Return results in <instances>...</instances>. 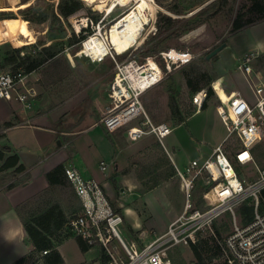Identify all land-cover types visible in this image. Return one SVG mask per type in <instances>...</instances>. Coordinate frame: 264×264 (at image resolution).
<instances>
[{
	"label": "rangeland",
	"instance_id": "rangeland-1",
	"mask_svg": "<svg viewBox=\"0 0 264 264\" xmlns=\"http://www.w3.org/2000/svg\"><path fill=\"white\" fill-rule=\"evenodd\" d=\"M138 1L133 0L124 7L118 6L113 12L110 10L111 13L104 10L99 11L93 4L83 1L85 8L70 18V26L65 22L64 31L58 25H56L55 30L49 31L51 14L53 10L57 12L59 0H0V74L22 72L26 75V88L29 91L27 102L30 105L26 108L22 103L26 110L49 112L57 108V110H64L62 111L64 112L63 115L61 114L59 118L60 121L62 119L66 121L71 119L73 123L78 124L81 123V118L87 117V113L91 112L100 122L101 106L104 107L109 102L108 96L106 97L107 92L104 89H106L115 74L116 61H123L130 57H135L142 61L148 57H155L163 65V61L159 57L161 51L177 49L182 52H189L194 57L193 61L188 65L175 68L171 73L167 74L165 80L159 86L151 89L143 96L142 101L156 123L166 122L170 127H173L178 124V120L173 118L172 115L169 105L171 98L175 99L181 114L187 118L196 111L188 79H192L193 84H201L202 86H204L205 81H209V87L211 86L214 93L211 97L208 96L206 104L207 108L214 107L215 111H213V117L211 115L208 117L210 118L207 131L209 141L203 142V145L199 144L198 147L201 148V151L202 149L205 151H208V149L212 150L213 143L216 142L217 144L227 136L226 127L217 115L220 101L213 85L216 82H220V87L223 86L228 93L238 91L236 86H231L237 82L235 79L237 76L234 74L238 70V57L246 50H255L256 47L264 46V19L235 32L233 31V22L238 15H246V18H259L258 15L249 12L252 5L249 0H229L228 5L225 7L216 4V2L207 7L214 0H152L157 11L156 21L152 22L151 25L156 24V31L154 32V29H152L149 34L146 33V38L141 37L134 48L122 56L110 49L109 54L104 59L100 58L101 60L93 58V56L83 50L84 41L96 34L98 28H101V32L105 36L117 21L136 7ZM203 3H205L204 6L197 9H203L201 11L203 12L202 18H198L203 21L194 30L180 33L182 24H176L172 29H168L165 34L156 35L158 31L157 19L160 15L172 16L177 19L188 18L195 12L188 13L191 11L190 8L192 6L198 7ZM28 4L30 5L20 8ZM171 10H181L187 14L176 15ZM45 11L47 21L44 23H36L23 18L28 16L36 20L41 18ZM83 19H87V25L78 31L75 25L77 22L80 24ZM7 28L11 32H7ZM147 29L151 30L150 26ZM82 35L86 36V38L81 44H78L77 39L74 37L80 38ZM18 42L20 44L17 46L25 44V47H21L20 54L14 53L15 49H19L16 47ZM51 44L53 49L50 53H56L57 55L53 58H48V53H45L42 48ZM222 44H226V47L208 60L207 56ZM259 52L257 53L260 54V58L254 66V71H261L264 78V49ZM17 56L19 61L14 62L12 58H17ZM36 58L46 61L39 70L27 74L26 67ZM21 61L24 62L22 66L19 65ZM201 74H204V76L199 78ZM242 79L239 78L241 82L246 84L245 77H242ZM251 79L256 80L254 75H252ZM204 87L207 88L208 86ZM246 90L251 96L252 92L248 84L246 85ZM21 91L26 93L25 89H21ZM99 92L101 97L96 100L95 96ZM67 108L72 110L70 118L65 113ZM102 132V128L99 126V128L84 134L77 142L82 157L75 156L76 160L74 159V161L80 170H85L88 164V166H92L94 162L98 161L99 163L100 159H104L109 164L108 173L114 174L115 165L111 163L110 158L102 157L100 159L97 158V160L94 158L95 155L92 150L95 145L102 150L109 145L111 138H114L113 135H107ZM177 132L176 130L170 137L166 138L165 144L180 169L185 170V167L192 159L186 162L179 160V152H176L170 143L173 137H178ZM72 138V136L64 138L65 142L63 143L67 144ZM237 147L235 137H231L227 143L228 153L232 154L233 149ZM55 148L57 149V146L54 145L53 149ZM151 148L152 151L148 154L147 160L141 161L138 159L137 163L139 165L137 168L138 175L146 174V176L143 175L142 193L129 192L126 196L127 207L134 211V215L130 219L139 222L140 227L147 231H155L162 227L166 220L181 211L185 204V197L180 190V182L174 174L173 167L171 164H164V157L167 158L169 163L170 160L164 154L163 147L154 148L152 146ZM254 155L257 166L263 168L264 139L254 147ZM153 158L154 160H152ZM149 159L152 161H149ZM155 159L159 160L158 163L161 166L158 170L155 169ZM231 161L239 174L248 181L253 180L258 175V170L253 164L242 166L237 163L234 157ZM157 185L159 186L154 191L148 193L150 188ZM145 193L148 194L144 195ZM44 198V201H61V204L66 207L70 201L74 202L77 200L73 189L68 187L55 189ZM75 208L77 209L78 207L74 206L71 208L72 210L67 209L68 214H72L71 212L75 211ZM239 211L237 216L242 223L243 219ZM215 223L216 228L221 231L222 239L231 233L233 227L231 215L224 214ZM213 230L215 231L214 225ZM150 234L154 235L153 233ZM122 235L128 241L135 240L140 245L142 243V240L137 238L136 233L126 224V221L122 228ZM77 243V240L73 239L62 247L63 254L67 255L68 264L80 259L76 247ZM211 254L208 253V255ZM172 257L175 264H193L195 262L189 246L181 245L174 248ZM218 262L222 263V259L220 258L209 264H218Z\"/></svg>",
	"mask_w": 264,
	"mask_h": 264
},
{
	"label": "built area",
	"instance_id": "built-area-1",
	"mask_svg": "<svg viewBox=\"0 0 264 264\" xmlns=\"http://www.w3.org/2000/svg\"><path fill=\"white\" fill-rule=\"evenodd\" d=\"M172 51L177 52L175 58L171 56ZM159 54L163 65L155 57L116 61L115 74L107 90L108 106L101 114L100 124L109 134L125 130L132 142L154 136L169 153L164 142L174 128L166 122L156 123L142 98L159 86L167 74L188 65L194 57L177 49ZM259 58L258 53L247 54L238 66L253 98L249 100L239 91L227 101L219 98L217 112L226 127L227 138L208 157L192 159L185 170L173 163L185 204L181 215L169 224L166 232L141 245L135 240H126L122 235L124 217L114 208L104 186L95 178L84 177L78 167L71 165L65 167V176L80 202V209L68 217L70 238L89 248H100L108 264H174L172 250L181 245L190 247L200 237H214L218 241L222 264H264V167L257 166L253 154L254 147L264 139V78L261 71H254ZM252 75L256 80L251 79ZM26 87V75L22 72L0 74V100L16 98L28 108ZM207 99L208 89L196 92L192 97L196 110L202 109ZM231 137H235L238 147L229 154L227 143ZM196 152L200 153L201 148L197 147ZM233 157L242 166L253 164L258 175L248 181L232 164ZM100 166L104 172L109 167L106 162ZM246 204L254 211L251 220L242 224L237 214ZM224 214L231 215L233 227L229 235L218 239L213 225Z\"/></svg>",
	"mask_w": 264,
	"mask_h": 264
},
{
	"label": "crops",
	"instance_id": "crops-1",
	"mask_svg": "<svg viewBox=\"0 0 264 264\" xmlns=\"http://www.w3.org/2000/svg\"><path fill=\"white\" fill-rule=\"evenodd\" d=\"M19 44V42L16 43V47L21 48L25 45L23 43L21 46H17ZM262 49H264V46H261L260 48L256 47L255 50L244 51V53L238 57V66L241 64L245 55L257 53L262 51ZM234 75L237 76L235 78L237 82L235 85L231 86H236L242 95L251 100L253 96L252 93L250 96V93L246 90L247 82L245 84L239 80V78L242 79L244 75L239 70H237ZM108 86L109 84L106 89H104L106 92ZM224 92L226 93L227 99L237 93H228L225 89ZM95 97L96 100H98L99 97H101L100 92L97 93ZM107 106L108 104H105L104 107L101 106V111L103 112ZM66 110L65 113H67V117L70 118L72 110H69L68 108ZM62 111L64 110H57V108L49 112L29 111L26 110L22 103L16 98L12 101L0 100V152L2 151L4 154V159L16 153L20 159V164L24 165L27 169L26 172L19 174L14 179L23 178L25 174H29L30 176L25 184H21L12 189H6L5 185L0 187V264H13L32 250V246L28 243V235L23 225V219L18 214V208L25 203L34 201V199L49 188L46 174L62 164L65 167L71 165L78 167L74 159L75 156L82 157V154L77 146V142L80 140V137L84 136L87 132L93 131L101 126L102 133L109 134L91 112L87 113V117L81 118V123L78 124L73 123L71 119H68L69 121H66L65 119L60 121L59 118L61 117V114L63 115L64 113ZM213 111H215L214 107L196 110L193 115L186 118L184 122H178L177 125L173 126V132H176L177 130L178 137H173L170 140V143L173 148H175L176 152H179L178 156L181 162L190 161L191 159L198 157H208L212 153L211 151L227 138L226 136L217 144L216 142L213 143L214 146L212 147V150L208 149V151H205L202 149L200 153L196 152V147H198L199 144L203 145L209 141V134L207 131L210 118L208 117L209 115L213 117ZM98 113H100V111H98ZM218 118H220L219 115ZM86 122H88L87 125H85ZM7 123H10V125L6 126L5 124ZM109 135H113L114 138H111L107 147L100 150L99 147L95 145L92 151L94 152L95 160L102 157L110 158L111 163L115 165L114 174L108 173V169L106 172L102 171L100 164L101 162H106L104 159H100L99 163L98 161L94 162L92 166H88V164L85 170H80L79 167L78 169L84 177L95 178L104 186L114 208L122 214L124 221H126V224L134 230L137 238L142 240L141 242L150 241L166 232L169 224L181 215L184 209L183 206L181 211L167 219L163 226L155 231L143 230L140 227L139 222L130 219V217L134 215V211L127 207L126 196L129 192L141 194L144 183L143 175L146 176V174L143 173L138 175V159L141 161L147 160L148 154L152 151L151 147L154 146V148H161L162 145L151 135L132 142L127 138L125 130ZM68 136H72L73 138L71 141H68L67 144L63 143L65 142L64 138L66 139ZM54 145L57 146V149H53ZM165 146L169 153H167L164 148L163 151L166 157L170 160V163L167 158L164 157V164H171L174 169L173 163H176V161L166 144ZM3 148H10L11 151L3 150ZM4 159L0 160V165L4 162ZM152 160H154V158ZM152 160L149 159V161ZM158 162L159 160H156L155 162L156 170L161 167ZM12 171L13 169H8L5 172H2L0 178L3 177V175L10 174ZM10 183L11 181L8 182V184ZM158 186L159 185L150 188L148 193L154 191ZM55 189L58 190L60 188L55 187L54 190ZM148 193H145L144 195H147ZM58 202L61 204V201ZM38 205L39 204L35 202L31 206L35 210ZM77 205L80 206L78 199L74 202L70 201L67 207L64 205L62 206L68 211L74 206L79 207ZM150 233H153L154 235ZM71 240L73 239H68L58 247V251L64 259V264H68V262L67 255L62 252V247ZM76 247L80 259L72 264H103L104 255L100 248H89L88 251L83 252L78 243L76 244Z\"/></svg>",
	"mask_w": 264,
	"mask_h": 264
},
{
	"label": "trees",
	"instance_id": "trees-1",
	"mask_svg": "<svg viewBox=\"0 0 264 264\" xmlns=\"http://www.w3.org/2000/svg\"><path fill=\"white\" fill-rule=\"evenodd\" d=\"M228 1L229 0H214L209 5H207V7H210L215 2L216 4L225 7L226 5H228L227 4ZM249 1L252 3L249 12L251 14L254 13L255 15H258L259 18L258 19L255 17L246 18V15L243 14L238 15L233 22V31L235 32L254 25L258 20L264 19V0H249ZM204 4L205 3H203L198 7L192 6V8H190L191 11H189L188 13L194 11L195 12L193 13V15H191L188 18L177 19V18H173L172 16L160 15V17L157 19L158 31L156 35L165 34L168 29H172V27H175L176 24H182V29L180 30V33L181 32L186 33L194 30L203 21L201 19H198V18H202L201 16L203 15V12L201 11L203 9L201 10H197V9L204 6ZM84 8H85L84 3L81 0H59L57 12L53 10L51 14L49 31L55 30L56 25H58L59 28L62 31H64L65 30L64 23L66 22L70 26V22H69L70 18L75 16L79 11L83 10ZM171 11L176 15L187 14L186 12H183L181 10H171ZM23 18L36 23H44L47 21V14L45 11L43 16L41 18H37L36 20L29 18L28 16H24ZM6 31L11 32V30H9L8 28L6 29ZM74 38L77 39L78 44H81V42L85 40L86 36L82 35L80 36V38L77 37ZM21 49L22 48L15 49L14 53L20 54ZM52 49H53L52 44L42 48V50L45 51V53H48L47 54V57L49 56L48 58H53L57 55L56 53H50ZM12 60L14 62L16 61L18 62L19 61L18 56L17 58L13 57ZM22 60L24 61V59ZM23 61L19 63L20 66L24 65ZM45 61L46 60L40 58H36L32 60L29 63V65L26 67V73L30 74L39 70L42 67V65L45 63ZM203 76L204 74H201L199 78ZM192 81H193L192 79H188V85L193 95L199 90L205 88L204 86L206 87L208 86L206 88L208 89V96L211 97L213 95L214 92L211 86L209 87L210 84L209 81H205L204 86H202L201 84H193ZM169 105L172 110L173 118L177 119L179 123L184 122L186 118L181 114L179 107L174 98H171ZM206 108H207V104L205 102L203 104L202 109H206ZM191 115H193V113L190 114L189 116ZM9 125L10 123L6 124V126ZM3 150H7L9 152L11 151L10 148H3ZM253 154H254V149H253ZM3 159H4V154L1 151L0 160ZM8 169H13V171L10 174L4 175L3 177L0 178V187L5 185V188L9 190L21 184H25L30 178L29 174H25L23 178L14 179L16 176L26 172L27 170L24 165L20 164V159L16 153L4 159V162L0 165V174ZM46 179L48 180L49 188L46 189L42 194H40L36 199H34V201L25 203L18 208V214L23 219V225L28 235V243H30V245L32 246V250L26 256L17 260L13 264H64V259L62 255L59 253L58 247L70 238V234L67 232V223H68V217L71 214H68V211H66L63 208L60 202L50 201V200L44 201L45 200L44 197H46V195L48 194L50 195L55 187H59V188H65V187L72 188V187L65 176V166L63 164L49 171L46 174ZM9 181H11L10 184H8ZM262 196L264 201V191L262 193ZM35 202L38 203L39 205L34 210V208L31 205L34 204ZM79 209L80 206L71 213L73 214L77 212ZM239 210L238 211L240 212V215L243 219L242 223L243 224L248 223L253 216V211H254L253 207L249 204L248 205L246 204L242 206ZM262 210H264V202L262 204ZM214 229L217 238L222 239L221 231L218 228H216V223H214ZM77 242L79 243V246L83 252L88 251L89 247L87 245H85L83 242L79 240H77ZM190 247L195 258V262L193 264H209L214 262L215 260L216 261L219 260L222 255L218 241L214 237H206V238L200 237L197 243L191 245ZM44 252H47V254H44ZM208 253H212V254L208 255ZM103 264H108V261L105 256H103ZM218 264H222V263L218 262Z\"/></svg>",
	"mask_w": 264,
	"mask_h": 264
},
{
	"label": "bare ground",
	"instance_id": "bare-ground-1",
	"mask_svg": "<svg viewBox=\"0 0 264 264\" xmlns=\"http://www.w3.org/2000/svg\"><path fill=\"white\" fill-rule=\"evenodd\" d=\"M85 3L93 4L99 11L112 12L118 6H126L133 0H82ZM30 4L20 7L25 8ZM156 7L152 3V0H139L134 9H131L124 15L119 21H117L111 29L103 36L101 28L97 29V33L86 39L83 43V50L93 56L95 59L106 57L109 54V50H113L116 54H122L134 47L141 39L146 38L145 34H149L155 25H151L156 21ZM111 13V12H110ZM74 24V23H73ZM87 25V19H83L80 24L75 25V28L80 31L82 27ZM151 28L147 29V27ZM76 30V29H75ZM103 36V38H102ZM176 51H172V57L177 56ZM89 56V57H91ZM220 82L214 83V90L224 101L226 100L224 89L220 87ZM231 98V97H230Z\"/></svg>",
	"mask_w": 264,
	"mask_h": 264
},
{
	"label": "water",
	"instance_id": "water-1",
	"mask_svg": "<svg viewBox=\"0 0 264 264\" xmlns=\"http://www.w3.org/2000/svg\"><path fill=\"white\" fill-rule=\"evenodd\" d=\"M193 15V14H191ZM226 47V44H222L221 46H219L218 48H216L215 50H213L208 56L207 59H211L212 57H214L216 54H218L219 52H221L224 48Z\"/></svg>",
	"mask_w": 264,
	"mask_h": 264
}]
</instances>
